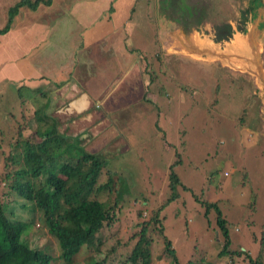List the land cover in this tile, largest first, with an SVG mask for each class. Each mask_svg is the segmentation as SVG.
Listing matches in <instances>:
<instances>
[{
	"label": "rangeland",
	"instance_id": "obj_1",
	"mask_svg": "<svg viewBox=\"0 0 264 264\" xmlns=\"http://www.w3.org/2000/svg\"><path fill=\"white\" fill-rule=\"evenodd\" d=\"M19 1L8 0L1 13ZM147 1L152 7L154 40L150 47L142 46L147 54L137 61L138 75L152 93L143 97L145 89L137 88L132 105L117 112L111 106L114 112L103 116L101 124L85 129L78 121L74 130L81 135L83 149L108 159L107 172L114 185L110 195H102V201L120 204L114 223L98 234L102 252L113 246L121 254L130 250L137 223L150 221L171 196L169 173L174 165L182 187L176 186L178 199L158 218L176 262L230 264L228 255L218 256L222 249L216 230L218 217L227 222L230 251H248L252 258L258 254L264 258V0H169V5L167 0ZM144 7L141 4L136 9ZM250 7L254 10L245 31L239 32L242 12ZM140 20H146V14ZM222 22L231 24L233 34L216 41V26ZM247 37L246 45L253 40L258 49L257 66L252 63V52L237 45L238 39ZM206 44L209 47L203 48ZM205 49L218 51L228 63ZM241 63L253 67L243 68ZM18 89L0 72L1 178L8 172L3 158L18 134L23 136L21 140H37L36 131L51 129L43 97L33 101L27 91L18 94ZM101 108L102 115L109 113ZM130 137L141 140L136 144ZM107 176L103 171L101 181ZM4 185L1 181L5 192ZM208 203L216 205L221 216L214 208L207 210ZM13 211L22 213L17 206ZM21 215L27 219L25 213ZM28 218L34 225L22 237L23 242L31 249L47 248L58 256V243L47 234L44 221L38 214ZM153 239L152 264H172L173 256L164 252L163 239L158 234ZM85 251L83 247L75 257L77 262L89 264L99 258ZM109 259L116 260L117 255ZM233 259L234 264H248L244 256Z\"/></svg>",
	"mask_w": 264,
	"mask_h": 264
},
{
	"label": "trees",
	"instance_id": "obj_2",
	"mask_svg": "<svg viewBox=\"0 0 264 264\" xmlns=\"http://www.w3.org/2000/svg\"><path fill=\"white\" fill-rule=\"evenodd\" d=\"M50 3L51 0H20L8 10L0 35L9 31L20 10L34 11L40 4L48 6ZM167 3L169 5V0ZM253 10L250 7L242 12L243 27L238 29L239 32L245 31L248 16ZM216 30V41L229 39L233 34L228 22L218 24ZM42 117L40 119H44ZM50 120V131H36L37 140H21L23 136L18 134L9 145L8 155L3 158V168L8 169V172L0 177V182H4L6 187L4 192L0 186V264H54L57 261L81 264L75 257L83 247H86L85 252L90 251L99 257H95V262L89 264H152L151 247L156 234L164 241V252L173 256L172 264H179L173 255L171 242L163 235L158 218L170 202L178 199L176 186L182 187L173 171L174 165H171L169 173L171 196L157 209L150 221L137 223L136 231L131 236L134 244L130 250L121 254L113 246L107 252H102L98 234L105 226L114 223L115 210L120 206L118 203L108 204L101 199L102 195L111 194L114 185L108 173V159L83 149L79 137L69 138L60 134L58 124ZM75 150L80 152L73 155ZM12 166H15L14 170L10 169ZM103 171L108 174L104 182L101 181ZM16 206L26 214L27 219L20 212L14 213L13 208ZM214 206L217 207L208 203L206 209L214 208L218 216H221L220 210ZM36 214L46 224L47 234L58 243V256H53L47 248L31 249L23 242L22 237L34 225L28 215L34 217ZM216 224L218 238L222 240L219 257L230 255V264H234L233 257L243 256L248 264H264V258L258 256L253 259L248 251H230L227 222L218 217ZM115 255L116 260L109 259Z\"/></svg>",
	"mask_w": 264,
	"mask_h": 264
},
{
	"label": "crops",
	"instance_id": "obj_3",
	"mask_svg": "<svg viewBox=\"0 0 264 264\" xmlns=\"http://www.w3.org/2000/svg\"><path fill=\"white\" fill-rule=\"evenodd\" d=\"M6 2L0 0V10ZM141 4L145 7L137 10ZM150 7L147 0H51L34 11L22 9L0 35V72L19 93L27 91L33 101L43 97L60 134L81 139L74 131L78 121L85 129L97 126L114 112L111 106L117 112L131 104L137 88L145 89L143 97L152 93L138 75L137 61L147 54L142 46L154 40ZM7 12L0 11V24ZM143 13L146 20H140ZM101 107L109 113L102 115ZM131 140L137 144L141 139Z\"/></svg>",
	"mask_w": 264,
	"mask_h": 264
},
{
	"label": "bare ground",
	"instance_id": "obj_4",
	"mask_svg": "<svg viewBox=\"0 0 264 264\" xmlns=\"http://www.w3.org/2000/svg\"><path fill=\"white\" fill-rule=\"evenodd\" d=\"M250 37H252V36H250ZM250 37H247L245 40H243V41H241V40H237V45H239V47H241V48H247V49H249V51H251L252 52V54H253V58H254V60H253V62L252 63H256V66H257V62H256V56H257V51H258V49H256V44H255V42H253V40L248 44V45H246L247 44V41H248V39L250 38ZM197 47V46H196ZM199 48H201L202 49V46H198ZM209 47V45L208 44H206V45H203V48H208ZM258 48V47H257ZM189 50V52L192 54V55H194V54H196L194 51H196V50H190V49H188ZM206 50V49H205ZM204 51V50H203ZM207 52H208V54L209 53H212L213 55H214V57L215 58H220V59H222L223 60V62H225V63H228V59H226V56H223L221 53H219L218 51H214V52H211V51H208V49L206 50ZM188 52V53H189ZM197 52H199V51H197ZM212 54H210V55H212ZM241 65H242V67L243 68H248V67H253L251 64H249L248 63V65L246 64H243V63H241Z\"/></svg>",
	"mask_w": 264,
	"mask_h": 264
}]
</instances>
